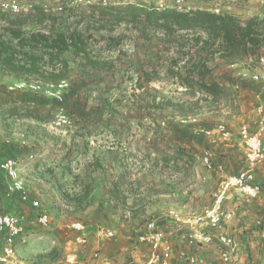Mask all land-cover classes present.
Returning <instances> with one entry per match:
<instances>
[{"label":"crops","instance_id":"obj_1","mask_svg":"<svg viewBox=\"0 0 264 264\" xmlns=\"http://www.w3.org/2000/svg\"><path fill=\"white\" fill-rule=\"evenodd\" d=\"M30 1L35 4L29 18H17L11 24L0 21V43L9 48L8 53H3L0 46V53L2 58L13 53L15 64L18 59L28 56L29 64L31 59L37 58L41 73L54 71L63 75L55 83H44L33 75H29V81H38L42 85H57L61 81L66 83L62 89L63 107L69 116L70 125L65 128L53 126L59 104L50 98L43 96L37 101L34 99L35 93L29 92V116L25 113L28 109L25 102L4 104L0 100V121L15 118L17 123H29V140L25 137L24 126H18L9 136H5L0 128V163L12 159L20 166L29 158L31 188L53 185L67 187L70 184L75 190L99 187L105 189L99 196L102 202L133 203L147 200L152 204L147 208L149 212L164 214L165 210L161 208L163 199L176 195L172 191L175 185L168 186L167 183L175 184L181 174L179 170H172V161L169 163L166 157H161L168 153L179 158L178 152L183 145L177 143V137L185 124H189L183 121L189 118L199 120V116L210 110L211 99L219 100V94L212 96L198 86L212 84L219 91L220 87L229 85L223 75L225 67L233 68V77H239L242 70H234L236 64L226 65L219 53L213 57L208 55L211 59L205 67H199L198 60L206 54L201 49L209 39L208 34L199 29L167 34L164 30L147 27L145 21L139 18L135 22H121L112 30H96L99 22L102 23L97 19L99 11L109 6L126 5L100 6L98 0H92L94 4L91 6H74V0H61L62 4L59 5L66 10L60 15L61 21L56 22L49 20L42 10V5L45 2L50 5L52 0ZM142 1L133 0L129 5L137 9L150 6L161 9L153 0ZM184 1L193 4L195 0ZM255 3L256 6L251 8H264L260 0H255ZM208 4L201 2L199 5L209 10L207 6L211 5ZM224 8L235 16L253 11L250 7L244 11L241 7L225 4ZM256 15L264 17V10ZM238 18L246 20L242 16ZM8 30L19 33V37L12 36ZM53 31L66 34L74 31L82 40L80 51L76 52L71 47L62 52L46 49L30 40L33 34L48 35ZM19 41L27 44L21 47ZM0 80L2 83L9 81V84L17 81L13 76H0ZM188 86H192V93ZM184 93L187 95L181 97ZM193 107L197 108L195 113H184V110ZM10 109L14 111L12 115L6 113ZM162 125L165 128H161ZM187 130L191 133L189 136L195 138V128ZM161 132L169 138L163 145L174 147L173 150L164 152L156 146L141 147L138 143L140 138L149 135L158 141ZM186 144L189 147H185L184 153L191 156L189 158L192 160V155L195 157L192 154L195 152L193 144ZM23 145L29 149L26 155L20 151ZM124 155L144 157L147 163L138 167L137 174L131 178L129 168L122 159ZM180 157L176 159L175 165H191L183 152ZM164 161L170 167V176L163 172L165 168L161 165ZM163 174L169 177L166 179ZM1 176L3 174L0 172V180ZM29 196L31 200L37 199L35 194ZM191 197L189 200H192ZM11 198H16L20 203L18 195Z\"/></svg>","mask_w":264,"mask_h":264},{"label":"rangeland","instance_id":"obj_2","mask_svg":"<svg viewBox=\"0 0 264 264\" xmlns=\"http://www.w3.org/2000/svg\"><path fill=\"white\" fill-rule=\"evenodd\" d=\"M19 1L35 4L30 0ZM52 1V3L49 1L51 3L50 6L62 4L61 0ZM160 1L153 0V3L159 5ZM139 2L143 1L139 0ZM146 2H152V0H146ZM201 2L203 1L195 0L191 5L198 6ZM204 2L209 3L208 5H211V7H220L221 12H225L224 4L226 6L241 7L244 11H248V7L256 6L255 0H204ZM44 4L49 3L45 2ZM255 9L251 8L253 11L249 10V14L241 13L240 16L247 19L251 16H256L259 11L264 10V8L262 10L261 8L259 10ZM257 55L264 57V50L259 51ZM252 60L254 62L255 58L252 57ZM234 64H236L234 70H242L243 72L248 67L247 65L251 64L250 56L241 58ZM220 65L222 64L220 63ZM231 70L233 68L225 67L223 75L225 82L229 85L220 87L221 89L217 93V95L219 94V100L211 99L210 110L206 114L199 116L198 125L185 124V127L181 129L182 131H179L177 143H180V146L183 145L182 150L180 149L178 152L179 158H181L180 156L183 152L191 161V165L188 167H184L180 163L175 165L174 163L178 157L171 154L168 155V153L161 157V159L166 157L168 162L172 161L173 163L169 162L172 165V170H179L181 174L175 184L174 182L167 183L168 186L175 185V189L173 187V190L172 188L171 190L176 195L163 199L161 208L165 210L164 215L171 208L179 210L182 214L202 212L205 208L212 205L213 193L223 177L246 169L245 150L238 137V128L241 123H246L249 125L250 130L254 131L255 113L253 111L258 102H264V93L257 99L256 95L260 92V86L256 85L250 77L241 80L237 73L236 77L231 76L233 72ZM19 80L29 81L27 79ZM1 81L0 100L4 104L13 101L25 102L28 106L25 113L29 114V91L10 93L7 90V86L12 83L9 84V81H7L8 83L6 81L2 83ZM190 91L192 93V90ZM187 93H189V90H187ZM185 95L187 94L184 93L181 97ZM43 96L40 92L35 93L34 99L40 101ZM196 111L197 108L193 107L184 110V113L191 115ZM166 116L163 117L165 118ZM220 122L225 124L230 131V141H220L213 145L197 131L198 126L213 128ZM18 126H24L25 137L29 140V123H17L15 118H7L5 122L0 121V128L5 136H9ZM161 128H165V125H162ZM190 128H195L197 132L195 138L189 136L191 133L187 129ZM168 139L161 132V137H158V141H154L153 135H149L145 136V138H140L138 143L141 147L153 148L156 146L165 152V150L170 151L174 148L163 145ZM189 142H192V149L195 151L192 154H200L204 150L209 151L212 165L215 167L222 166L223 172L206 171L193 155L192 160H190L189 157L191 156L184 153L186 151L185 147L188 146L186 143ZM23 146L20 151L26 155L29 149L27 145ZM180 146L178 147L180 148ZM229 149L231 152H225V150ZM122 159L124 164L128 166L127 168H129L131 178L137 174L138 167L147 163L144 157L132 155H124ZM167 166L165 161L161 165L162 168H165L163 172L169 175L170 171L168 169L170 167ZM18 168L28 194H35L41 203V207L34 209L29 207V205H21V202L19 203L16 198H5L3 189L6 183L1 176L0 213L15 215L23 226V234L16 240L14 264H83L96 251L100 255V264H140L145 260L148 251L147 247L141 245L137 241V237L145 231L144 226L148 219L161 215V213H157L158 211L149 212L147 210L152 205L151 202L147 200L133 203L102 202L99 196L105 192V189L99 187H83L75 190L70 184L67 187L53 185L46 188H31L29 186V158L28 161L22 162ZM157 173L158 176L160 171ZM165 174H163V177L165 176L167 179L170 175L166 176ZM255 174L264 187L263 167H259ZM41 189L43 190V195H41ZM78 190H80V193H78ZM189 197L192 200H189ZM224 207L233 212V219L230 222H226L219 232L231 235L236 239L243 253L240 254V257H243L248 264H264V255L261 252V238L259 236L260 232L264 231V201H252L232 195L224 202ZM42 211L46 212L49 217V226L45 228L38 223V218ZM77 222L83 225L84 229L82 231H76L70 227ZM161 222L166 228L167 239L173 244L176 251L182 249L193 255L204 257L207 264H221L218 254L221 248L215 245V247H211L212 249L206 251L199 247H188L184 240V235L189 232L188 228L174 224L166 216H161ZM257 223L260 224L258 225ZM204 229L205 231H210L208 228ZM106 231H111L113 236H105ZM231 264L237 263L233 262Z\"/></svg>","mask_w":264,"mask_h":264},{"label":"built area","instance_id":"obj_3","mask_svg":"<svg viewBox=\"0 0 264 264\" xmlns=\"http://www.w3.org/2000/svg\"><path fill=\"white\" fill-rule=\"evenodd\" d=\"M161 0L158 7L172 8L177 12L187 13L194 9H206L204 7L193 6L187 4L184 0ZM204 2V0H202ZM264 5V0H260ZM132 0H98L100 6H108L111 4L128 5ZM92 0H74V6H91ZM34 5L30 2H22L19 0H0V14L11 17L25 16L33 11ZM207 9L212 13L221 14L220 7H210ZM43 12L51 17L60 15L65 12L66 8L62 5L50 6L42 5ZM264 48V47H263ZM255 60L250 58L251 64L247 65L240 74L241 80L250 77V79L260 86V92L256 95L257 99L264 93V57L257 55ZM1 84V83H0ZM66 86L64 81L57 85H42L38 81L19 80L7 86L10 93L14 92H33L42 93L45 97L50 98L59 104L55 111L53 126L55 128H65L70 125V119L63 107L64 95L62 89ZM255 113V129L250 130L249 125L241 123L238 128V137L242 142L245 150L246 169L237 173L226 175L219 182L215 192L213 193L212 205L205 208L197 214H182L177 209H169L166 214H161L148 219L145 223V231L137 237V241L141 245L147 247V255L145 260L140 264H207L204 257L193 255L185 250L176 251L173 244L167 239V231L161 223V216H166L174 224H179L189 229L184 235L185 244L188 247H199L208 251L215 247L221 248L219 251V261L221 264H248L243 257H240L241 246L236 239L228 234L219 232L226 222L233 219V212L224 207V202L232 195L246 198L249 200L264 201V187L258 180L255 171L259 167L264 169V102H258L254 108ZM183 122L198 125V119L189 118ZM198 133L206 139L210 144H217L220 141H230L231 133L222 122L217 123L213 128H205L198 126ZM200 162V166L208 172L216 171L222 173V166L215 167L212 164L211 154L209 151H202L195 155ZM18 164L15 160L7 159L0 163V172L3 174L6 185L3 189V196L11 198L18 195L20 202L29 207L38 209L41 203L38 199L31 200L27 188L18 171ZM38 223L42 227L49 226L48 214L44 211L38 218ZM258 225L260 223H257ZM21 221L12 214L0 213V264H14L16 256V240L23 234ZM76 231L84 229L80 222L73 223L70 226ZM208 228L210 231H205ZM216 232V233H214ZM104 234V232H103ZM105 236L112 237L111 231H106ZM261 238V252L264 255V231L259 234ZM212 247V248H211ZM243 254V253H242ZM99 253L93 252L89 259L83 264H100ZM179 262V263H177Z\"/></svg>","mask_w":264,"mask_h":264},{"label":"trees","instance_id":"obj_4","mask_svg":"<svg viewBox=\"0 0 264 264\" xmlns=\"http://www.w3.org/2000/svg\"><path fill=\"white\" fill-rule=\"evenodd\" d=\"M60 15L47 17L49 20L57 22V20L61 21ZM17 18H29V14L16 17L0 14V21H5L8 24L13 23ZM139 18L145 21L147 27L164 30L167 34H173L177 31L188 32L194 29L205 31L209 39L204 42L201 49L204 52L206 51V54L205 57H200L198 60L199 67H205L206 63L211 59L208 58V55L213 57L214 54L219 53L220 58L226 63L234 64L237 60L246 56H250L252 59L258 54L260 48L264 47V17L256 15L242 21L226 11L216 15L205 9H194L187 13H181L172 8L158 9L153 6L146 9H137L129 4L126 6H109L99 11L97 19L102 21V23L99 22L96 30H104L106 28L112 30L114 26L121 22H135ZM105 21L107 24H105ZM8 31L12 36L19 37V33L12 30ZM30 40L36 45L40 44L43 48L57 49L61 52L69 47L79 52L82 42L74 31L68 34L63 31H53L48 35L36 33L30 37ZM216 42H218L217 45ZM26 44L24 41H19L21 47H25ZM0 46L3 53H8V46L1 43ZM12 54L2 58L0 53L1 77L13 76L17 80H29V75H33L35 79L44 81V83H55L57 79L63 77L61 73L57 74L54 71L48 74L41 73L39 71L40 61L37 58L31 59L29 64L28 56L18 59L17 64H15L13 62L15 57ZM2 67L5 68L2 69ZM188 87L193 90L192 86ZM198 88L212 96L218 93L217 86L212 84L198 86ZM11 110L6 113L12 115L14 111Z\"/></svg>","mask_w":264,"mask_h":264}]
</instances>
